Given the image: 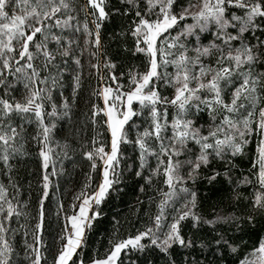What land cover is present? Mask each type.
Here are the masks:
<instances>
[{
  "label": "snow or ice",
  "instance_id": "obj_1",
  "mask_svg": "<svg viewBox=\"0 0 264 264\" xmlns=\"http://www.w3.org/2000/svg\"><path fill=\"white\" fill-rule=\"evenodd\" d=\"M119 3V7H109L108 0H86L78 8L72 0H0V89L4 90L0 162L10 182L5 185L0 180V264H86L84 253L103 214L102 205L112 192L120 191L117 186L125 182L126 174L142 181L141 194H146V188L155 193L147 196L145 215L150 224L121 238L116 221L105 253L100 255L97 249L87 264H138L132 254L148 249L163 254L165 264H204L194 253L205 249L211 250L214 259L223 260L240 248L218 226L241 227L246 221L254 227L264 222V0ZM113 17L129 20L128 28L115 37L132 38L133 53L144 57L143 70L117 74V64L106 52L101 64L102 30ZM78 33L84 37L83 45ZM85 52L96 60L90 59L89 67L98 81L105 80L102 68L109 74L105 85L93 91L97 99L102 97L103 106L93 105L91 122L97 126L96 117L103 113L110 146L106 150L105 144L98 145L102 133H97L91 150L83 152L89 171L67 211L57 198L55 217L60 227L49 243L44 240L45 201L53 187H60L50 179L57 175L54 155L72 158L67 141L55 142L62 153L52 147L55 118L71 120L82 87ZM69 64L77 71L71 75L70 97H64ZM124 75L127 89L120 82ZM57 89L63 97L59 109L53 99ZM15 91L23 93L22 100L7 98ZM170 108L174 109L171 117ZM46 115L52 118L49 123ZM33 122L38 132L31 139L39 146L43 171L36 223L30 226L29 204L24 201L21 207L11 161L26 154V125ZM250 138L256 140L255 180L248 176L236 180L230 175L236 165L226 157L243 155ZM122 145L131 146L133 155L126 156ZM215 160L224 161L227 170L215 169ZM241 184H258L260 191L254 192L246 215L237 216L240 197L226 193L237 191ZM10 189L15 190L11 198ZM135 211L139 213V207ZM14 218L16 223L20 218L25 223L13 228ZM205 226L208 238L200 235ZM177 249L186 253L179 261L172 258ZM238 264H264V242Z\"/></svg>",
  "mask_w": 264,
  "mask_h": 264
},
{
  "label": "trees",
  "instance_id": "obj_2",
  "mask_svg": "<svg viewBox=\"0 0 264 264\" xmlns=\"http://www.w3.org/2000/svg\"><path fill=\"white\" fill-rule=\"evenodd\" d=\"M72 2L79 8L83 5L86 0H72ZM109 7L120 6L119 0H108ZM84 16L81 13V20L83 21ZM89 20L92 19L91 16L88 17ZM129 20L127 18L121 19L119 17H113L110 22L105 23V27L102 30V48L100 55V62L103 64L104 60L107 57H110L113 62L117 64V74L127 73L129 69L135 70L136 68L143 67L144 57L142 54H134L133 49V40L130 36L126 38H116L115 33L121 31V29H127ZM82 36V35H81ZM207 42V41H205ZM125 48L128 51H125ZM107 53L105 57L104 53ZM88 55V53H87ZM92 60V63H95L94 58L84 57L82 59L83 72L82 75V87L79 91L78 96L76 97L78 107L72 109L71 120L68 118H55V123L58 125V128L64 129L69 132H73L74 128L78 129V134L82 135V139L77 140L79 136L77 134L76 140H74L71 150L70 157L71 159L63 160V172L57 173V175L52 176L50 179L53 186L59 183V189L56 190L53 187L49 193V200L45 201L46 209V233L44 235V240L51 243L53 238L56 237L57 232L59 231L60 223L57 222L55 217L56 211V200L57 198L63 200L65 205V211L68 210V205L71 201L72 196L75 192H78L81 185L83 184L85 174L89 171V162L84 159L83 152L91 150L92 148V139L94 136H97V133H102L101 136H98V145L103 143L108 149L110 142V133L107 130V125L104 123L103 117L101 115L96 117V120L99 121V128L95 127L91 122L92 108L95 101L93 91L101 86L102 81H98L95 75V70L90 69L89 60ZM77 71V67L74 64H69L68 70L65 73L63 93L70 97L71 93V75H74ZM92 73L89 75V73ZM102 75L106 78L108 77V72L101 69ZM126 76V75H125ZM18 92V91H15ZM169 91L167 94L169 95ZM54 94V93H53ZM59 96V90L55 92ZM4 95V90L0 89V96ZM8 98V97H7ZM46 112L51 111V107L46 103ZM47 115L45 116V119ZM18 119V118H16ZM34 121V117L32 118ZM207 119V117H206ZM49 121V120H48ZM46 122V120H45ZM141 121L137 119V123ZM98 123V124H99ZM29 139L26 147V154L24 156L17 157L11 161L14 166L13 177L19 184L20 195L19 200L21 201V207L23 202L27 201L29 204L26 211L29 213V219L27 223L31 226L36 223V214L38 206V197L40 195V186L41 183V158L38 156L39 146L35 141L31 139V136L35 135L38 132L36 123L33 122L31 125H26ZM80 129V130H79ZM83 140V141H82ZM191 146V145H190ZM122 151L126 156H132L131 146H123ZM256 158V140L250 138V143L245 148V153L237 157H226L230 159L232 164H235L236 167L230 173L234 179L240 180L242 177L248 176L253 181L255 176L253 175L254 169L252 164ZM184 159V157H181ZM131 162V161H129ZM215 169L225 171L227 170L228 165L221 160L213 161L212 165ZM99 169L95 179L98 178ZM0 180H2L5 185H8L10 182L5 174V168L2 162H0ZM131 175L126 174L125 182L118 185L120 189L119 192H112L110 196L109 204L112 206L109 210L103 212L101 218L96 222L94 231L90 234L89 247L84 253L85 260L87 264V259L90 255H95L96 250H99V254L103 255L108 248V239L113 231L114 219L112 218L115 212L119 209L121 210L120 203L125 200V192L129 191L131 188ZM234 187V186H233ZM206 190V189H205ZM10 191H15L10 189ZM259 185L253 186L252 184H241L240 188L235 192H228L226 196L239 195L240 199L237 202L238 207L235 209L236 215H246L247 209L250 208V201L254 199V192H259ZM130 202V201H129ZM14 222L12 224L13 228H18L19 224L25 223L23 218L19 219V223ZM51 221V223H49ZM207 227L205 226V231L201 232L202 237L208 238ZM219 231L224 232L228 237H230L235 245L240 248V252L236 255L227 253L223 260L215 258L212 255L210 249H205L201 254L199 251L194 253V255L204 262V264H238L239 259H243L244 256H247L249 252L255 250V247L258 246L260 242L264 241V222L258 223L256 226H250L245 222L241 223V227H237L235 224L229 225H220L218 226ZM31 239V237H29ZM17 244L21 241V235L17 233L16 235ZM55 247H53V252ZM186 255L184 250L177 249L172 253V258L177 261L180 260L181 256ZM132 259H138V264H165V257L158 250L148 249L143 253H133ZM121 259H125L124 254L122 253ZM49 261H51V255H49ZM127 264V262H126Z\"/></svg>",
  "mask_w": 264,
  "mask_h": 264
},
{
  "label": "rangeland",
  "instance_id": "obj_3",
  "mask_svg": "<svg viewBox=\"0 0 264 264\" xmlns=\"http://www.w3.org/2000/svg\"><path fill=\"white\" fill-rule=\"evenodd\" d=\"M77 37H79L81 45H83V41H84L83 35L81 36V34L78 33ZM84 57H88L87 52L84 53ZM37 63H39V62L37 61ZM213 63H214V60H213ZM136 69L143 70V67L136 68ZM84 73H85V71L83 72V75H84ZM107 78L108 77H106L105 80L102 81L101 86H100L101 88L107 82ZM120 82L124 83L125 89H127V87H128V77H127V75L126 76L124 75L123 79ZM113 86H115V85H113ZM41 87H43V85H41ZM57 90H59V89H57ZM169 95H171V93ZM13 97H15L16 100H22L23 99V93L20 92V91H18V92H10V95L8 96V98L12 99ZM64 97H67V95L64 94ZM94 98H95V101H94V103L92 105L99 104V105L103 106L102 97L97 99V97L94 96ZM53 99L56 102V104L58 106V109H59L60 105L62 103L63 97H61L60 95L58 96L54 92ZM77 105H80V104H78L77 100H76V102H75V104H74L72 109H74L75 107H78ZM169 112H170V117H171V115L174 114V109L170 108ZM101 117H103V119L106 120V117L103 116V113H101ZM51 119L52 118L47 117L45 119L46 123H49L51 121ZM98 123H99V121L97 120V126H95V127L99 128L100 123L99 124ZM77 134H78V129L77 128L76 129L74 128L73 132H69V131H66L64 129L60 130L58 128V125L56 124V129L54 130L53 137H52L53 138L52 147L56 150L57 153H62L63 149L62 148H56V143L55 142H59L61 145H63V143L65 141H67L68 144L70 145V148H69V153H70L71 146H72L74 140H76L75 137H77ZM78 135L79 136L77 137V140H80L79 138H81L82 135H84V134H78ZM109 146H110V142H109ZM189 147H191V146H189ZM54 159L56 161V172L59 173V172H61L60 169H61V165H63L64 158L62 157V155H54ZM152 164H153V166L155 165V160L152 161ZM42 171L43 170H42V158H41V177H42ZM48 171H49V173H51V171H52L51 165H50ZM51 177L52 176H50V178ZM130 182H131V188L128 189L129 190L128 192L127 191L125 192L126 198H125V200L123 199L122 203H120V205L122 204L121 205V207H122L121 210L118 209L115 212V214L113 215V217H112L114 219L113 231L115 230V227H117L116 221H119V225H118V227H119V236L121 238H126L128 235H134L137 232V230H142L145 225H149L150 224V220H149L148 216L145 215V213L149 211L148 205H147V196L148 195H155V193H153V192H148L147 188H146V194H141L139 192V186L142 183L141 180H136L135 178H133L131 176ZM160 186L162 187V185H160ZM14 194H15V191H10L9 190V197L10 198ZM137 198H139L140 200H145V204H143V205L138 204ZM109 201H110V197L105 202V204L102 205L103 212H105V211L109 210L110 208H112V206H110V204H109ZM137 207H139V213H136V211H135ZM151 212L152 213L155 212V205L154 204H153V207L151 209ZM113 231H112V233H113Z\"/></svg>",
  "mask_w": 264,
  "mask_h": 264
}]
</instances>
